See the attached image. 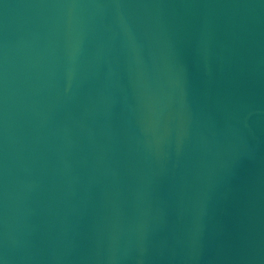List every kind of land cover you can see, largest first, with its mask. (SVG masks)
<instances>
[{
  "label": "water",
  "instance_id": "1",
  "mask_svg": "<svg viewBox=\"0 0 264 264\" xmlns=\"http://www.w3.org/2000/svg\"><path fill=\"white\" fill-rule=\"evenodd\" d=\"M0 264H264V0H0Z\"/></svg>",
  "mask_w": 264,
  "mask_h": 264
}]
</instances>
